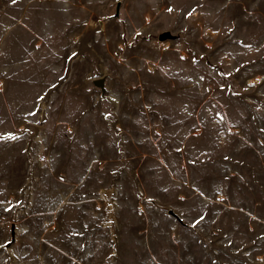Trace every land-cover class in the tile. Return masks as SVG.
<instances>
[{
    "label": "rangeland",
    "instance_id": "374dc122",
    "mask_svg": "<svg viewBox=\"0 0 264 264\" xmlns=\"http://www.w3.org/2000/svg\"><path fill=\"white\" fill-rule=\"evenodd\" d=\"M0 264H264V0H0Z\"/></svg>",
    "mask_w": 264,
    "mask_h": 264
},
{
    "label": "water",
    "instance_id": "95a60500",
    "mask_svg": "<svg viewBox=\"0 0 264 264\" xmlns=\"http://www.w3.org/2000/svg\"><path fill=\"white\" fill-rule=\"evenodd\" d=\"M171 36V34H170V32H168V31H165L164 33H162L161 35H160V39H162V40H165V39H167V38H169ZM13 239H14V229H13Z\"/></svg>",
    "mask_w": 264,
    "mask_h": 264
},
{
    "label": "snow or ice",
    "instance_id": "6c2138e0",
    "mask_svg": "<svg viewBox=\"0 0 264 264\" xmlns=\"http://www.w3.org/2000/svg\"><path fill=\"white\" fill-rule=\"evenodd\" d=\"M13 2H15V0H13ZM169 11H171V9H169Z\"/></svg>",
    "mask_w": 264,
    "mask_h": 264
}]
</instances>
